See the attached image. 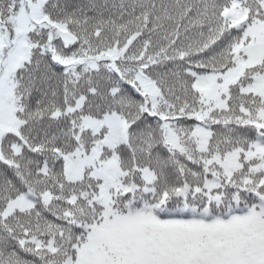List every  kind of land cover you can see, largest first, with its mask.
<instances>
[{
    "label": "snow or ice",
    "instance_id": "snow-or-ice-1",
    "mask_svg": "<svg viewBox=\"0 0 264 264\" xmlns=\"http://www.w3.org/2000/svg\"><path fill=\"white\" fill-rule=\"evenodd\" d=\"M0 264H264V0H0Z\"/></svg>",
    "mask_w": 264,
    "mask_h": 264
}]
</instances>
